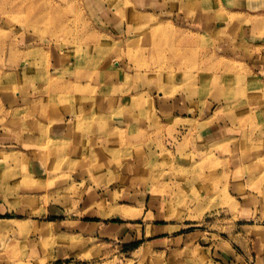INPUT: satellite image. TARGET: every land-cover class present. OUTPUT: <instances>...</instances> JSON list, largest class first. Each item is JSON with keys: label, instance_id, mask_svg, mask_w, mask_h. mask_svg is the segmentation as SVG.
I'll return each mask as SVG.
<instances>
[{"label": "crops", "instance_id": "1", "mask_svg": "<svg viewBox=\"0 0 264 264\" xmlns=\"http://www.w3.org/2000/svg\"><path fill=\"white\" fill-rule=\"evenodd\" d=\"M184 3L183 14L165 19L177 43L189 53L191 36L215 44L191 86H181L180 72L168 92L157 78L153 95L143 73L111 62L85 100L78 81L95 69L51 53L49 69L6 91L0 264H98L127 242L133 264H264V0ZM234 59L243 60L240 71L228 65ZM159 138L214 156L193 181L202 210L212 198L225 203L211 212V231L146 208L164 202L153 172Z\"/></svg>", "mask_w": 264, "mask_h": 264}, {"label": "rangeland", "instance_id": "2", "mask_svg": "<svg viewBox=\"0 0 264 264\" xmlns=\"http://www.w3.org/2000/svg\"><path fill=\"white\" fill-rule=\"evenodd\" d=\"M187 1L0 0V122L5 115L2 104L7 102L6 91L21 90L25 81H32L31 71L49 69L51 53H62L68 60L84 62L95 69L93 73L85 72L84 78L78 81L80 93L83 92L81 83L86 84L85 100L96 96L102 67L111 62H118L132 74L143 73L141 79L145 86L155 83L153 95L160 90L166 92V86L172 85L173 80L176 82L180 72L184 81L181 86H191L200 74V66L206 70L208 61L202 64L200 59L214 58L215 44L211 37L205 43L194 44L197 37L191 36L187 43L194 45L189 53L182 43H177L179 34L165 19L183 14L180 6ZM152 3L160 9H149L155 7ZM222 14H226V10ZM237 60H229L228 65L232 64L240 71L243 60ZM157 78L162 79L164 88L160 86V90ZM137 100L143 104L148 101L144 96ZM263 127L258 129L264 130ZM157 142L160 155H155L153 172L158 173L157 182L165 184L161 190L164 202L147 204L146 208L154 214L160 208L159 212L167 214L165 218L168 219L179 214L178 220L186 221V225L197 224L196 227H186L189 230L211 231V223L218 216L211 212L216 207H225V203L220 206L215 203L216 198H212L202 210L204 206L200 201L204 197L193 181L214 156L185 154L187 146L193 145L189 140L159 138ZM118 244L117 248H112L116 251L109 250L101 256L98 264H118L121 257L130 258L128 242ZM129 263L133 264L131 259Z\"/></svg>", "mask_w": 264, "mask_h": 264}, {"label": "built area", "instance_id": "3", "mask_svg": "<svg viewBox=\"0 0 264 264\" xmlns=\"http://www.w3.org/2000/svg\"><path fill=\"white\" fill-rule=\"evenodd\" d=\"M129 260H130L129 257H127V256H126L125 258H124V257H121V258L119 259V261H118V262H119L118 264H130V263H129ZM115 263H116V262H115Z\"/></svg>", "mask_w": 264, "mask_h": 264}]
</instances>
